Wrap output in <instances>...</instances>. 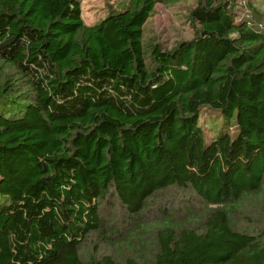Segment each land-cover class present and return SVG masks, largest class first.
I'll return each instance as SVG.
<instances>
[{"label": "trees", "instance_id": "trees-1", "mask_svg": "<svg viewBox=\"0 0 264 264\" xmlns=\"http://www.w3.org/2000/svg\"><path fill=\"white\" fill-rule=\"evenodd\" d=\"M159 1L87 24L80 0H0V264H264V223L241 225L264 205V8L197 0L167 49L144 41ZM172 187L199 216L142 228ZM113 197L145 261L82 257Z\"/></svg>", "mask_w": 264, "mask_h": 264}, {"label": "rangeland", "instance_id": "rangeland-1", "mask_svg": "<svg viewBox=\"0 0 264 264\" xmlns=\"http://www.w3.org/2000/svg\"><path fill=\"white\" fill-rule=\"evenodd\" d=\"M82 5V13L85 23H98L105 18L113 10H121L125 7L128 0H80ZM258 7L264 8V0H251ZM242 2V0H238ZM197 5V0H180L178 2H167L160 0L155 7L153 15L150 17L145 25L144 41L146 44L159 43L164 48L171 49L180 43V41H188L194 39L195 31L189 20L191 8ZM1 65V62H0ZM3 71L0 66V81L3 76ZM203 121L205 124L213 127V118L210 114L204 111ZM218 112V111H216ZM214 116V114H212ZM210 126V125H209ZM236 128L232 131L235 132ZM215 129H208L207 134L215 133ZM217 133V131H216ZM196 198L193 193H188L183 189L172 187L157 194L151 199L149 209L144 213L145 220L142 228H149V232H155V227L159 222L167 218H175L180 222L197 218L201 209L195 202ZM253 209L248 207V211ZM252 221L245 220L241 222L244 229L250 231L264 223V205H258L254 213H250ZM102 215L105 221V227L102 234L110 236L108 241L103 242L99 235H92L87 241L86 246L83 247L82 257L89 260L91 256L96 254H112L114 257L121 259L125 256H141L144 261L146 257H150L149 248L143 247L136 249L135 245L127 244L130 234L142 236L145 234L139 230L140 226L132 222V218L127 215L126 209L116 198H112V202L104 205ZM143 230V229H142ZM139 232V233H138ZM148 237V236H147ZM151 237V236H149ZM136 244V242H134ZM99 249L94 253V246ZM143 251L140 255L136 253Z\"/></svg>", "mask_w": 264, "mask_h": 264}]
</instances>
